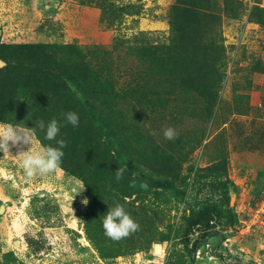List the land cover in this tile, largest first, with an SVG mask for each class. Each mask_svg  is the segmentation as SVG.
Here are the masks:
<instances>
[{
	"label": "rangeland",
	"instance_id": "obj_1",
	"mask_svg": "<svg viewBox=\"0 0 264 264\" xmlns=\"http://www.w3.org/2000/svg\"><path fill=\"white\" fill-rule=\"evenodd\" d=\"M0 42L78 47L129 97L85 172L28 180L29 145L0 150V264H264V0H0ZM116 204L140 225L120 241Z\"/></svg>",
	"mask_w": 264,
	"mask_h": 264
},
{
	"label": "trees",
	"instance_id": "obj_2",
	"mask_svg": "<svg viewBox=\"0 0 264 264\" xmlns=\"http://www.w3.org/2000/svg\"><path fill=\"white\" fill-rule=\"evenodd\" d=\"M70 49L66 60L60 57L65 47L58 44L0 42V60L5 62V66L0 68V122L14 126L26 124L34 128L38 120L47 124L55 118L61 124L57 139L67 141V147L63 149L62 166H68L70 161L75 171L81 167L80 171L85 172L83 162L91 158V155L102 160L103 147L107 148L103 132H117L114 114L129 97L119 95L117 82L110 79V76L106 77L105 69L100 71L92 58L79 56L81 50L78 47L71 46ZM111 52L112 49L104 52L108 59ZM11 54L20 56L10 57ZM69 111L78 113V127L65 126L61 114ZM34 131L42 145L56 146L55 141L45 139L44 131L39 128ZM90 172L92 175L91 168ZM163 175L172 180L169 174ZM142 191H148V187L142 188ZM225 202L229 206L228 223L232 225L236 220L230 209L228 191L225 192ZM215 207L211 205L200 212L189 227L221 216L219 213L222 212ZM198 243L197 240L193 242V250L198 247Z\"/></svg>",
	"mask_w": 264,
	"mask_h": 264
},
{
	"label": "clouds",
	"instance_id": "obj_3",
	"mask_svg": "<svg viewBox=\"0 0 264 264\" xmlns=\"http://www.w3.org/2000/svg\"><path fill=\"white\" fill-rule=\"evenodd\" d=\"M5 62L0 60V67H4ZM65 126L71 125L74 128L79 126V115L74 111H69L61 114ZM39 128L45 132V139L48 141H55L56 146L42 145L40 143H33V131ZM61 124L53 118L47 124L43 120H38L34 128L16 129L11 125H0V150L9 154V141L15 146L22 142L29 145L27 151H21L18 155L20 159V168L26 179L33 180L35 178H43L52 174H56L61 170L62 159L64 156L63 149L67 147V141L63 138L57 139L60 135ZM163 136L167 140H174L178 137L175 129L169 127L164 129ZM126 168L119 167L115 171V179L117 182L123 179ZM134 186V185H133ZM141 187L146 188V184ZM84 189V186L76 192V194ZM84 204L88 201L84 200ZM102 221V227L106 237L113 241H120L121 239L129 237L131 234L137 232L140 225L131 217L125 210L123 205L116 204L109 208Z\"/></svg>",
	"mask_w": 264,
	"mask_h": 264
},
{
	"label": "bare ground",
	"instance_id": "obj_4",
	"mask_svg": "<svg viewBox=\"0 0 264 264\" xmlns=\"http://www.w3.org/2000/svg\"><path fill=\"white\" fill-rule=\"evenodd\" d=\"M160 250H161V247L157 244V245H156V251H155V252H156L157 254H160Z\"/></svg>",
	"mask_w": 264,
	"mask_h": 264
},
{
	"label": "built area",
	"instance_id": "obj_5",
	"mask_svg": "<svg viewBox=\"0 0 264 264\" xmlns=\"http://www.w3.org/2000/svg\"><path fill=\"white\" fill-rule=\"evenodd\" d=\"M263 206H264V202H263Z\"/></svg>",
	"mask_w": 264,
	"mask_h": 264
}]
</instances>
